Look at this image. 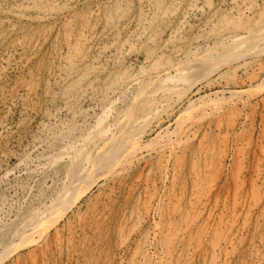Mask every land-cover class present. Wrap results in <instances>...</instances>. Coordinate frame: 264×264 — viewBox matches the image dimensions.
I'll use <instances>...</instances> for the list:
<instances>
[{
	"label": "rangeland",
	"instance_id": "rangeland-1",
	"mask_svg": "<svg viewBox=\"0 0 264 264\" xmlns=\"http://www.w3.org/2000/svg\"><path fill=\"white\" fill-rule=\"evenodd\" d=\"M193 1L0 0V202L5 204L6 208L4 218L0 219V246L12 239H20L33 233L35 228L33 220L41 216L40 210L34 211V207L57 189L68 165L67 155H63L60 148L68 142L78 147L82 134L86 132L90 124L92 125V122L95 125L105 109L108 110H105L108 116L105 114L104 119L105 117L106 119L103 125L110 130H106L105 135H108L112 128H115V117L121 118L125 115L124 113L131 112L134 106H138V109L132 113L134 115L131 130L119 135V140H127L134 136L130 134H136L138 139L142 136L141 140L147 146L151 144L150 147L143 148L141 159L128 158L124 168L113 169L114 176L99 178L96 184L77 200L76 204L73 203L75 198L69 197V206L65 207L67 200L61 204L65 212L59 214L60 218L56 217V223L47 232V236L45 235L37 243L25 241L10 254L11 256H7L8 258L6 257L2 264H148V262L156 264L153 259L154 252L162 249L154 238L153 229L156 224L158 228L160 227L156 228L157 230L160 231L162 228L165 234L169 232L173 234L183 229L186 217L192 215H196L193 226L184 228L183 232L181 230L182 236L172 235L171 244L176 249V252L172 250L173 264H210V262L211 264H264V68L258 69L260 64L264 66V44L262 43L260 48L255 46L246 50L241 54L242 58H236L232 63H226L221 66L222 68L219 67V70H215L214 77L220 78L218 84L214 83L213 86L209 82L201 84L195 88L196 93L190 92L176 102L177 92L182 87L183 80L198 81L202 75L212 70L210 68L213 65L212 62L210 64L209 58L207 63L197 62L192 66L193 68H187L188 71L181 75L173 72L174 77L169 79L171 81H156L149 88L147 99L134 100L132 109L129 107V110L125 109L124 113L118 116L120 112L117 111L124 109L135 93L136 89L130 84V78L134 74L137 75L149 68L148 71L157 69V72H162L164 68L184 58V55L188 57L196 53L203 54L204 50L206 52L208 46L220 37L235 36L252 28L264 26V0ZM162 11L164 14L167 11L166 15ZM221 21L225 22V25ZM173 30L176 31H174L175 34ZM137 35L140 38H137ZM201 37L205 38L201 39ZM134 43L135 45H131ZM192 50L196 52L192 54ZM243 59L248 62L246 66L243 65ZM155 60L159 62L155 63ZM155 65L160 67L155 68ZM256 74L258 77L255 76ZM253 77L255 79L251 80ZM69 86H71L70 89H68ZM92 92L94 96L91 95ZM111 92L114 99L108 105L107 100ZM211 93L212 98H210ZM115 100L122 101V104ZM206 100L211 103L210 106ZM173 102L174 108L169 109L168 106L163 108L164 105ZM202 103L208 106L205 107L207 111L196 109ZM217 105L218 109H216ZM230 106H232L231 109ZM111 107H116L115 111ZM185 108L187 110H184ZM158 109L159 114L156 113ZM194 109L197 111L194 112ZM200 115H202L201 118ZM150 118V122L146 123V120ZM185 122L188 125H184ZM189 127L194 128L195 133H192L189 138H183L184 130ZM177 136L181 139L175 145L173 166L170 168L168 177H162L159 172L161 166V164L159 166V160L162 163V157L168 154L169 146L164 141L167 137L176 140ZM200 139H202L200 141L202 147L199 145ZM149 140H151L150 143ZM101 141L102 136L98 137V143ZM116 147L117 145L114 147L111 143L90 160L94 163L107 157ZM155 150L158 155L154 153ZM35 158H39L41 164ZM166 160H164V166L168 164ZM87 161L81 163L79 168H85L84 171L91 168L93 163L89 165L90 162ZM219 166H221L220 169ZM49 167L50 169H47ZM25 168H28V171ZM193 168H196V173ZM171 172L175 173L174 176ZM202 178L203 181H201ZM212 180L214 183L211 182ZM9 183L17 184V188L8 190ZM196 185L200 192L196 191ZM236 187L238 190L235 193ZM250 190L258 193L257 198L260 199L258 200L255 193L252 194ZM248 198H251L250 201ZM234 199L236 201L233 207ZM201 200H204V206H200ZM210 204L215 208L214 210ZM51 208L52 206L49 209ZM199 211V214H195ZM209 211L214 218L209 217ZM25 214L26 217H23ZM219 214L223 220L222 224H219L220 221L217 220ZM234 216L237 217L234 218ZM24 218L27 222L23 220ZM158 220L160 222H157ZM205 220L208 221L205 222ZM207 222L209 227L211 226L209 234L217 230L216 238L226 236L230 241H234L228 249L226 248L228 244L226 245L223 241L220 251L218 250L219 254L218 251L216 252L218 256L211 255L214 253L205 242L198 250L200 253L197 251L189 254V243L196 242ZM219 225L222 226L221 229ZM236 239L239 240L236 242ZM149 245L151 246L148 247ZM204 254L207 256L205 257Z\"/></svg>",
	"mask_w": 264,
	"mask_h": 264
},
{
	"label": "bare ground",
	"instance_id": "bare-ground-1",
	"mask_svg": "<svg viewBox=\"0 0 264 264\" xmlns=\"http://www.w3.org/2000/svg\"><path fill=\"white\" fill-rule=\"evenodd\" d=\"M178 1V0H177ZM195 1V0H194ZM193 1V2H194ZM239 1V0H238ZM192 2V3H193ZM237 2V1H236ZM247 2V1H246ZM245 2V3H246ZM196 3V2H195ZM208 3V2H207ZM251 5V4H250ZM257 5V4H256ZM249 6V5H248ZM189 7V6H188ZM193 7H195V5L193 6ZM258 8V7H257ZM184 9V8H183ZM191 9H193L192 7H191ZM164 10H165V7H164ZM163 10V11H164ZM189 10V9H188ZM162 11V12H163ZM184 11V10H183ZM160 12V11H159ZM166 12L167 11H165V14H164V12H163V14L164 15H166ZM202 13V12H201ZM158 14V13H157ZM163 14L162 15H160V17L162 18V16H163ZM170 14V13H169ZM188 15V14H187ZM242 15V14H241ZM185 16H186V13H185ZM160 18V19H161ZM182 18V17H181ZM226 18V17H225ZM145 19V18H144ZM147 19V18H146ZM145 19V20H146ZM187 19V18H186ZM224 19V18H223ZM230 19V18H229ZM228 19V20H229ZM178 20V19H177ZM183 19H181V21H182ZM140 21V20H139ZM227 21V20H226ZM230 21H231V19H230ZM144 22V21H143ZM180 22V21H179ZM140 23V22H139ZM151 23V22H150ZM176 23V22H175ZM221 23H223L222 21H221ZM225 23V22H224ZM223 23V24H224ZM230 23V22H229ZM142 24H144V23H142ZM208 24V23H207ZM222 24V25H223ZM228 24V23H227ZM226 24V25H227ZM115 25V24H114ZM145 25V24H144ZM176 25V24H175ZM184 25V24H183ZM225 25V24H224ZM142 26V25H141ZM88 27V26H87ZM185 27V26H184ZM224 27V26H223ZM142 28H144V26L142 27ZM178 28V27H177ZM222 28V27H221ZM82 29V28H81ZM80 29V30H81ZM174 29V28H173ZM206 29V28H205ZM225 29H227V27L225 26ZM85 30V29H84ZM138 30V29H137ZM148 30V29H147ZM178 30H180V28H178ZM177 30V31H178ZM208 30V29H207ZM233 30V29H232ZM140 31V30H139ZM138 31V32H139ZM143 31V30H142ZM174 31L175 30H173V34H175L174 33ZM217 31V30H216ZM219 31H221V30H219ZM218 31V32H219ZM240 31V30H239ZM93 32V31H92ZM146 32V31H145ZM176 32V31H175ZM199 32H202V31H200L199 30ZM205 32V31H204ZM203 32V33H204ZM207 32V31H206ZM230 32H231V30H230ZM234 32V31H233ZM78 33V32H77ZM142 34H143V32H141ZM232 33V32H231ZM200 34V33H199ZM227 34H229V33H227ZM139 35V34H138ZM137 35V38L139 37ZM149 35V34H148ZM147 35V36H148ZM172 35V34H171ZM215 35V34H214ZM217 35V34H216ZM215 35V36H216ZM232 35V34H231ZM142 36V35H141ZM173 36H175V35H173ZM215 36H212L213 38L215 37ZM225 36V35H224ZM229 36V35H228ZM135 37H136V35H135ZM140 38V37H139ZM175 38V37H174ZM200 38V37H199ZM202 38H205V37H201V39ZM90 39V38H89ZM152 39V38H151ZM69 40V39H68ZM148 40V39H147ZM197 40V39H196ZM211 40H213V39H211ZM126 41V40H125ZM135 41V40H134ZM71 43H73V42H71ZM264 44V26H262V27H260V28H252V29H250V30H248L247 32H245V33H242V34H238V35H235V36H229V37H220V38H218L216 41H214V43L212 44V45H209L208 46V48H207V50H206V52H205V50H204V53L202 54V56H200L199 55V53H196V54H194L195 52L193 51V53L192 54H194V55H190V56H188V57H185V55H184V58L182 57L181 59H179L177 62H175V63H173V64H171V65H169L168 67H166V68H164V70L162 71V72H157V69H155V70H153V71H148L149 69H145V71L144 72H140V73H138L137 75H135L134 74V76H132V78H130L131 80H130V84H132L133 85V87L136 89L135 90V93H134V95H132V99H131V101H129V104L128 105H126V107L123 109V108H121V105L119 106L122 110L120 111V109H119V111H117L119 114H118V116L119 115H121V114H123L124 113V111H125V109H127V110H129V107L131 108V106L134 104L133 103V101L134 100H137V99H139V100H141L142 98H146L147 99V96H149V88H151L153 85H154V83L156 82V81H161V80H168V81H171V80H169V79H171L172 77H174V75H172V73L174 72L175 74L177 73V74H180L181 75V73L183 74V73H185V71H188V70H186L187 68H191L193 65H195V63H197V62H202L203 61V63H204V61L207 63V60H209V58H210V64H211V62H212V67L210 68V72H208V73H205V75L203 76L202 75V77H200L199 78V80L198 81H195V82H187V81H185V80H183L182 81V87L180 88V90L177 92L178 94V99L176 100V102L177 101H180L181 100V98L183 97V96H186V94H188V93H190V92H193V93H196V92H194V90H195V88L196 87H198L199 85H201V84H204V83H207V82H209V84L210 85H212L213 86V84L214 83H217V82H219L220 83V78L218 77V76H216L217 78H215L214 76L215 75H213L214 73V71L215 70H219V67H221L222 65H225L226 63H232L236 58H238L239 59V57H241L242 55V53L243 52H245L246 50H249V49H252V48H254L255 46L256 47H258V48H260L261 47V45H263ZM209 44V43H208ZM131 45H135V43L134 44H131ZM22 46V45H21ZM70 46V45H69ZM72 46V45H71ZM204 46V45H203ZM133 47V46H132ZM263 47V46H262ZM131 49H133V48H131ZM192 49V48H191ZM120 50V49H119ZM159 50V49H158ZM195 50V49H194ZM71 51V50H70ZM73 51V50H72ZM190 51V50H189ZM188 51V52H189ZM198 51V50H197ZM117 52V51H116ZM115 52V53H116ZM255 52V51H254ZM114 53V54H115ZM179 53V52H178ZM251 53V52H250ZM117 54V53H116ZM118 54H119V52H118ZM189 54H191V52L189 53ZM252 54V53H251ZM250 54V55H251ZM254 54V53H253ZM257 55V54H256ZM59 56H61V55H59ZM64 56H66V54L64 55ZM64 56H62V57H64ZM61 57V58H62ZM254 57H256L255 56V54H254ZM253 56H252V58H253V60L255 59ZM257 57H258V55H257ZM65 58V57H64ZM89 58V57H88ZM242 58V57H241ZM252 58H251V61H253L252 60ZM69 59V58H68ZM83 59V58H82ZM177 59V58H176ZM237 59V60H238ZM250 58H248V60H249ZM260 59V58H259ZM262 59V58H261ZM64 60H66V59H64ZM64 60H63V62H64ZM72 61V60H71ZM78 61V60H77ZM243 61H244V59H243ZM250 61V62H251ZM255 61V60H254ZM259 61V60H258ZM67 62V61H66ZM156 62H159L158 60H155V63ZM219 62V63H218ZM239 62V61H238ZM256 62V61H255ZM254 62V63H255ZM248 62L247 61H244L243 62V65H245L246 66V64H247ZM260 63H263V62H260ZM88 64V63H87ZM87 64H86V66H87ZM252 65H254L253 63H251ZM259 64V63H258ZM257 64V65H258ZM201 65H205V64H201ZM207 65V64H206ZM232 65V64H231ZM262 65V66H261ZM60 66V65H59ZM84 66V65H83ZM85 66V67H86ZM156 66H159L160 67V65H155L154 67L156 68ZM162 66V65H161ZM229 66V65H228ZM233 66V65H232ZM240 66V65H239ZM255 66V65H254ZM260 66V67H259ZM258 67V69H260L261 70V68H264V66H263V64H260ZM82 67V66H81ZM153 67V68H154ZM235 67V66H234ZM234 67H232V68H234ZM253 67V66H252ZM60 68H62L61 66H60ZM59 68V69H60ZM104 68V67H103ZM142 68V67H141ZM144 68V67H143ZM146 68V67H145ZM193 68V67H192ZM203 68V67H202ZM209 68V67H208ZM207 68V69H208ZM222 68V67H221ZM232 68H231V70H232ZM248 68V67H247ZM254 69V68H253ZM62 70V69H61ZM79 70V69H78ZM141 70V69H140ZM205 70H206V68H205ZM229 70V69H228ZM255 70V69H254ZM87 71V70H86ZM143 71V70H142ZM154 71H156V72H154ZM222 71V70H221ZM220 71V72H221ZM235 71H236V68H235ZM234 71V72H235ZM263 71V70H262ZM70 72V71H69ZM85 72V71H84ZM97 72V71H96ZM217 72V71H216ZM249 72V71H248ZM59 73V72H58ZM88 73V72H87ZM98 73V72H97ZM100 73H101V71H100ZM103 73V72H102ZM120 73H122V72H120ZM203 73V74H204ZM235 73H237V72H235ZM243 73H245V72H243ZM68 74V73H67ZM220 74V73H219ZM238 74V73H237ZM71 75H72V73H71ZM90 75V74H89ZM88 75V76H89ZM253 75V74H252ZM75 76V75H74ZM92 76H93V74H92ZM256 77H258L257 76V74L255 75ZM254 76V77H255ZM68 77V76H67ZM72 77V76H71ZM85 77H87L86 75H85ZM121 77V76H120ZM179 78H181L182 76H178ZM251 78V80L252 79H255V78ZM88 78V77H87ZM97 78H98V76H97ZM215 78V79H214ZM225 78V77H224ZM233 78H234V76H233ZM246 78H248V80H249V77L247 76ZM72 79H74V78H72ZM257 79V78H256ZM93 80V79H92ZM76 81V80H75ZM79 81H80V79H79ZM242 81V80H241ZM71 82H74V81H71ZM78 82V81H77ZM82 82V81H81ZM92 82V81H91ZM127 82V81H126ZM227 82H228V80H227ZM226 82V83H227ZM256 82V81H255ZM128 83V82H127ZM74 84V83H73ZM81 84V83H80ZM92 85L94 84V83H91ZM208 84V85H209ZM218 84V83H217ZM222 84V83H221ZM78 85V84H77ZM76 85V86H77ZM220 85V84H219ZM225 85V84H224ZM79 86V85H78ZM87 86V85H86ZM91 86V85H90ZM125 86V85H124ZM131 86V85H130ZM207 86V85H206ZM70 87L71 86H69V88L68 89H70ZM95 87V86H94ZM123 87V86H122ZM128 88H129V86H127ZM203 87V86H202ZM250 87V86H249ZM95 88H97V87H95ZM120 88V87H119ZM125 88V87H124ZM200 88H201V86H200ZM210 88H212V87H210ZM81 89V88H80ZM92 89H93V87H92ZM92 89H90V90H92ZM98 89V88H97ZM219 89V88H218ZM245 89V88H244ZM72 90V89H71ZM87 90V89H86ZM118 90V89H117ZM129 90H130V88H129ZM225 90H227V89H225ZM248 90V89H247ZM72 91H74V90H72ZM81 91V90H80ZM94 91V90H93ZM100 91V90H99ZM114 91H116V89L114 90ZM119 91H121L120 89H119ZM118 91V92H119ZM133 91V90H132ZM132 91H131V93H132ZM198 91V90H197ZM213 91H215V90H213ZM222 91V90H221ZM229 91V90H228ZM264 91V90H263ZM78 92V91H77ZM84 92V91H83ZM85 92H87V91H85ZM127 92V91H126ZM130 92V91H129ZM134 92V91H133ZM223 92H224V90H223ZM243 92V91H242ZM91 93V92H90ZM93 93L94 92H92V94L91 95H93ZM108 93V92H107ZM115 93V92H114ZM120 93V92H119ZM122 93V92H121ZM124 93H125V91H124ZM215 93H217V92H215ZM214 93V94H215ZM231 93V92H230ZM237 93V92H236ZM86 94V93H85ZM110 95H109V99L107 100L108 102H107V104L109 103V102H112L113 101V96L114 95H112L113 93L111 92V93H109ZM212 94V93H211ZM210 94V98H212V96H213V94L211 95ZM218 94V93H217ZM220 94V93H219ZM225 94V93H224ZM239 94H240V92H239ZM238 94V95H239ZM67 95H68V93H67ZM96 95V94H95ZM119 95H121V94H119ZM123 95V94H122ZM126 95V94H125ZM192 95V94H191ZM70 96V95H69ZM75 96V95H74ZM94 96V95H93ZM97 96V95H96ZM103 96V95H102ZM130 96H131V94H130ZM189 96V95H188ZM228 96V95H227ZM235 96V95H234ZM73 97V96H72ZM105 97V96H104ZM104 97H102V98H104ZM119 97V96H118ZM215 97V96H214ZM221 97V96H220ZM67 98H68V96H67ZM66 98V99H67ZM71 98V97H70ZM106 98V97H105ZM205 98V97H204ZM219 98V97H218ZM232 98V97H231ZM241 98V97H240ZM72 99V98H71ZM74 99V98H73ZM76 99V98H75ZM119 99V98H118ZM122 99V98H121ZM183 99V98H182ZM202 99V98H201ZM79 100V99H78ZM77 100V101H78ZM99 100V99H98ZM123 100V99H122ZM189 100V99H188ZM200 100V99H199ZM198 100V101H199ZM210 100V99H209ZM224 100V99H223ZM239 100V99H238ZM67 101H69V100H67ZM116 101V100H115ZM120 101V100H119ZM119 101H116V102H119ZM213 101V100H212ZM214 101H217V100H214ZM228 102H229V100H227ZM236 101V100H235ZM76 102V101H75ZM99 102V101H98ZM101 102V101H100ZM122 101H120V104H122L121 103ZM189 102V101H188ZM193 102H195L194 100H193ZM206 102H207V100H206ZM221 102V101H220ZM231 102V101H230ZM238 102V101H237ZM246 102V101H245ZM197 103V102H196ZM207 103H209V102H207ZM227 103V102H226ZM234 103V102H233ZM76 104V103H75ZM100 104V103H99ZM177 104V103H176ZM181 104V103H180ZM189 104V103H188ZM187 104V105H188ZM192 105L194 104V103H191ZM220 104V103H219ZM230 104V103H229ZM98 105V104H97ZM106 105V104H105ZM104 105V106H105ZM109 105V104H108ZM111 105V104H110ZM116 105V104H115ZM175 105V103L173 102L172 104H168V105H164L163 106V108H165V107H167V108H172L173 106ZM191 105V106H192ZM209 106L211 105V103H209L208 104ZM222 105V104H221ZM231 105V104H230ZM112 106H113V103H112ZM125 106V105H124ZM124 106H122V107H124ZM134 106V105H133ZM207 105H206V103H202L201 104V106L200 107H198V108H196V107H194V108H196L197 110H206L207 111V107H206ZM220 106V105H219ZM224 106H225V104H224ZM80 107V106H79ZM105 107H107V106H105ZM206 107V108H205ZM217 108L216 109H218V105L216 106ZM226 107V106H225ZM231 107L232 106H230V109H231ZM91 108V107H90ZM112 108V107H111ZM116 107H114V108H112V110L113 111H115L114 109H115ZM117 108H118V105H117ZM174 108V107H173ZM177 108V107H176ZM184 108V107H183ZM190 108H192V107H190ZM212 108V107H211ZM220 108V107H219ZM69 109V108H68ZM73 109V108H72ZM105 109V108H104ZM104 109H101V110H104ZM108 109H110V108H108ZM132 109V108H131ZM135 109H138V106H134L133 107V109L132 110H130L131 112H127V113H124L125 115L123 116V117H121V118H119V117H115L114 118V126H115V128L113 129L112 128V131L111 132H107L108 133V135H105V133H106V130L107 131H110V130H108V129H106L107 128V126L106 125H103V123H104V121H105V119H106V117H105V119H104V116H105V114H107V112L105 111V110H107V109H105L104 111H103V120H102V115L100 114V116L98 117V119H97V121L95 122V125H93V122H92V125L90 124H88L89 125V128H87L86 129V132L85 133H83L82 134V136H81V138H82V140H81V142H80V144L78 145V147H76V145L75 144H71L70 142H68V144H65V145H61L62 146V148H60L61 150V152H62V154L64 155H67V158H68V165L66 166V168H65V170H64V173H63V177L61 178V181H60V185H58V187H57V189L52 193V194H50V195H48L47 196V198H45L44 200H42V201H39V205L38 206H36V207H34V209L33 208H31V209H33L34 211H38V210H40V213H41V216L40 217H38L39 219H37V220H33V222H35V228L33 229V233H31L29 236H27V235H25V236H23L22 238H20V239H12L11 241H9V242H7V243H5V244H3V245H1L0 246V264H2V262L5 260V258L8 256L9 257V255L11 254V253H13V251H15V250H17L18 248H19V246H21L25 241H28V242H35V243H37V242H39V241H41L42 240V238H44L45 237V235L47 234V232L50 230V229H52L53 227H54V223H56V217H58V218H60V216H59V214L62 212V214H63V212H65L64 210L65 209H63V208H61V204H63V203H65V201L67 200V202H66V208L69 206V201H68V198L70 197H72L71 199H73V198H75V200H74V204H76L78 201V199L81 197V196H83V195H85V193L86 192H88V190L90 189V188H92L95 184H96V182L99 180V178H105V177H111V176H114L115 175V172H114V168L115 167H119V168H124L125 167V165H127V159L128 158H133V160L134 159H139L140 158V155H141V152H143L142 150H143V148L145 147V146H147L146 145V143H144L142 140H141V138H142V136L138 139V137L136 138V134H130V135H134L132 138H129V139H127V140H125V139H121V140H119V135H121L122 133H124L125 131H127V130H131V128H132V123H133V115L134 114H132L134 111H135ZM162 109V108H161ZM210 109V108H209ZM224 109V108H223ZM239 109V108H238ZM117 110V109H116ZM175 110V109H174ZM184 110H187L186 108L184 109ZM191 110H193V108L191 109ZM197 110H195L194 109V112L195 111H197ZM225 110H226V108H225ZM70 111V110H69ZM83 111V110H82ZM108 111V110H107ZM166 111V110H165ZM176 111V110H175ZM199 111V112H200ZM213 111V110H212ZM215 111V110H214ZM220 111V110H219ZM80 112H81V110H80ZM79 112V113H80ZM102 112V111H101ZM183 112V111H182ZM187 112H189V111H187ZM229 112V111H228ZM227 112V113H228ZM157 114H159V109H158V111L156 112ZM164 113V112H163ZM166 113V112H165ZM174 113V112H173ZM197 113V112H196ZM202 113V112H201ZM200 113V114H201ZM206 113V112H205ZM233 113V112H232ZM80 114H82V112L80 113ZM116 114V113H115ZM138 114V113H137ZM182 114V113H181ZM180 114V115H181ZM187 114V113H186ZM192 114V113H191ZM204 114V113H203ZM207 114V113H206ZM226 114V113H225ZM229 114V113H228ZM77 115V114H76ZM111 115V114H110ZM109 115V116H110ZM114 115V114H113ZM113 115H112V117H113ZM117 115V114H116ZM168 115V114H167ZM211 115V114H210ZM216 115V114H215ZM218 115V114H217ZM85 116V115H84ZM107 116H108V114H107ZM161 116H162V113H161ZM198 116H199V113H198ZM201 116L202 115H200V118H201ZM205 116V115H204ZM214 116V115H213ZM228 116V115H227ZM236 116H237V114H236ZM87 117V116H86ZM168 117V116H167ZM178 117H180V116H178ZM183 117H185V116H183ZM189 117V116H188ZM220 117V116H219ZM222 117V116H221ZM223 117H225V116H223ZM160 118V117H159ZM196 117H194V119H195ZM199 118V117H198ZM228 118H229V116H228ZM228 118H227V120H228ZM76 119V118H75ZM110 119V118H109ZM108 119V120H109ZM121 119V120H120ZM177 119V118H176ZM219 118H217V120H218ZM93 120V119H92ZM95 120V119H94ZM150 120H151V118L149 119V120H146V123L149 121L150 122ZM183 120V119H182ZM189 120H191V119H189ZM188 120V121H189ZM197 119H195V121H196ZM229 120H230V118H229ZM235 120V119H234ZM79 121V120H78ZM110 121H111V119H110ZM219 121H220V119H219ZM236 121V120H235ZM235 121H233L234 123H235ZM88 122V121H87ZM86 122V123H87ZM156 122H157V120H156ZM197 122V121H196ZM218 122V121H217ZM227 122H229V121H227ZM226 122V123H227ZM83 123V122H82ZM108 123V122H107ZM160 123V122H159ZM158 123V124H159ZM194 123V122H193ZM211 123V122H210ZM188 125L186 122L184 123V125ZM220 124V122L218 123V125ZM228 124V123H227ZM232 124V123H231ZM62 125V124H61ZM63 125H65V124H63ZM100 125V126H99ZM159 125H161V124H159ZM233 125V124H232ZM232 125H230V126H232ZM147 126H149V125H147ZM152 126V125H151ZM155 126V125H154ZM197 126V125H196ZM227 125H225V127H226ZM63 127V126H62ZM79 127H82V126H80L79 125ZM85 127H86V125H85ZM220 127V126H219ZM99 128V129H98ZM111 128V127H110ZM151 128H154V127H151ZM181 128V127H180ZM179 128V129H180ZM218 128V127H217ZM221 128V127H220ZM228 128V127H227ZM178 129V130H179ZM182 129H183V127H182ZM194 128H192V127H189V128H187V129H185L184 130V137L183 138H189V136H191L192 135V133H195L194 132V130H193ZM219 129V128H218ZM150 130V129H149ZM151 131H153V130H151ZM160 131V130H159ZM163 131V130H162ZM177 131V130H176ZM220 131V130H219ZM158 132V131H157ZM159 133V132H158ZM205 133V132H204ZM204 133H203V135H204ZM50 134V133H49ZM158 135V134H157ZM174 135H176V134H174ZM181 135V134H180ZM57 136V135H56ZM100 136H102V141L101 142H99L98 143V137H100ZM55 137V136H54ZM174 137V136H173ZM53 138V137H52ZM176 138V137H175ZM202 138V137H201ZM225 138V137H224ZM50 139V138H49ZM55 139V138H54ZM180 137H178L177 136V138H176V140L175 139H172V138H170V139H168V137H167V140L165 139V141H164V138H163V141L165 142V143H167V144H169V146H168V154L166 155V156H163L162 157V163H161V160H159V166H160V164H161V166H160V171L159 172H161V175H162V177L163 176H165V177H168V174L170 173V168L173 166L172 165V161H173V154L175 153V151H176V144H178V141H180ZM223 139V138H222ZM51 140H53V139H51ZM61 140V139H60ZM65 140V139H64ZM63 140V141H64ZM79 140H80V138H79ZM145 140V139H144ZM219 140V139H218ZM227 140V139H226ZM248 140V139H247ZM46 141V140H45ZM45 141H44V143H45ZM150 141L151 140H149V143H150ZM154 142H155V140H153ZM152 141V142H153ZM200 141H202V139H200L199 140V145H200ZM228 141V140H227ZM76 142V141H75ZM97 142V143H96ZM151 142V143H152ZM40 143H41V141H40ZM113 144V146L115 147L116 145H117V147L116 148H114L113 149V151L111 152V153H109L108 154V156L107 157H104V158H102V159H99V160H97V161H94V163H93V161L92 160H90L92 157H96V155L99 153V152H101V151H103V150H105L110 144ZM148 143V142H147ZM202 143V142H201ZM39 144V143H38ZM53 144V143H52ZM51 144V145H52ZM153 144V143H152ZM206 144V143H205ZM213 144H214V142H213ZM48 145V144H47ZM51 145H50V147H51ZM151 145V144H150ZM150 145L149 146H147V147H150ZM260 145V144H259ZM154 146H156V145H154ZM201 146V145H200ZM203 146V145H202ZM201 146V147H202ZM224 146V145H223ZM237 146V145H236ZM58 147V146H57ZM250 147V146H249ZM207 148V147H206ZM220 148V147H219ZM41 149V148H40ZM81 149H83V151H81ZM146 149V148H145ZM156 149V148H155ZM181 149V148H180ZM202 149V148H201ZM228 149V148H227ZM261 149V148H260ZM199 150V149H198ZM210 150V149H209ZM147 151H148V149H147ZM218 151V150H217ZM223 151V150H222ZM55 152V151H54ZM189 152V151H188ZM204 152H205V150H204ZM51 153V152H50ZM49 153V154H50ZM57 153H59V152H57ZM151 153V152H150ZM154 153H156V150L154 151ZM187 153V152H186ZM200 153V152H199ZM207 153V152H206ZM262 153V152H261ZM38 154V153H37ZM42 154H43V151H42ZM47 154V153H46ZM54 154V153H53ZM149 154V153H148ZM147 154V155H148ZM222 154H224V152H222ZM45 155V154H44ZM144 155V154H143ZM143 155H142V157H143ZM156 155H158V153H156ZM222 155H220V157H221ZM48 157H50V156H48ZM47 157V158H48ZM59 157V156H58ZM66 157V156H65ZM200 157V160H201V156H199ZM224 157V156H223ZM55 158H56V156H55ZM144 158V157H143ZM184 158V157H183ZM222 158V157H221ZM263 158V157H262ZM36 159V158H35ZM38 159V162H39V158H37ZM36 159V160H37ZM44 159V158H43ZM50 159V158H49ZM141 159V158H140ZM165 159H167L166 160V162L168 163L166 166H164V160ZM198 159V158H197ZM207 159V158H206ZM224 159V158H223ZM64 160V159H63ZM66 160V159H65ZM87 160H89V161H87ZM179 160V159H178ZM221 160V159H220ZM90 162L89 163V165H91L92 163V166H91V168H89V169H87V170H85L84 171V169L85 168H79V166H80V164L81 163H85V162ZM176 161V160H175ZM198 161V160H197ZM205 161V160H204ZM203 161V162H204ZM218 161H219V159H218ZM223 161V160H222ZM37 162V161H36ZM54 162V161H53ZM174 162V161H173ZM221 162V161H220ZM219 162V163H220ZM34 163V162H33ZM40 163V162H39ZM44 163V162H43ZM66 163V162H65ZM193 163V162H192ZM198 163H200V162H198ZM204 163H206V162H204ZM240 163V162H239ZM26 164V163H25ZM41 164V163H40ZM57 164H59V163H57ZM174 164V163H173ZM222 164V163H221ZM45 165H46V162H45ZM49 165H50V163H49ZM28 166V165H27ZM48 166V165H47ZM53 166V165H52ZM184 166V165H183ZM191 166H194V165H191ZM204 166V165H203ZM206 166V165H205ZM209 166V165H208ZM240 166V165H239ZM257 166V165H256ZM36 167V166H35ZM39 167V166H38ZM43 167H44V164H43ZM42 167V168H43ZM181 167V166H180ZM220 167L221 166H219V169H220ZM40 168V167H39ZM192 168V167H191ZM204 168V167H203ZM214 168V167H213ZM259 168V167H258ZM16 169V168H15ZM25 169H27V171H28V168H25ZM44 169V168H43ZM47 169H50V167L49 168H47ZM51 169H53V168H51ZM177 169H178V167H177ZM199 169V168H198ZM205 169H207V168H205ZM215 169V168H214ZM218 169V168H217ZM35 170V169H34ZM41 170V169H40ZM45 170V169H44ZM54 170V169H53ZM120 170V169H119ZM195 170V171H194ZM222 170V169H221ZM33 171V170H32ZM39 171V170H38ZM193 171H194V173H196V168L194 169L193 168ZM205 171V170H204ZM204 171L202 172V173H204ZM29 172H30V169H29ZM35 172V171H34ZM41 172V171H40ZM45 172V171H44ZM51 172V171H50ZM158 172V173H159ZM52 173H53V171H52ZM56 173H57V169H56ZM172 173V172H171ZM184 173V172H183ZM190 173V172H189ZM54 174V173H53ZM175 174V173H174ZM174 174L172 173V175L174 176ZM208 173H206V175H207ZM209 174H210V172H209ZM214 174H216V173H214ZM237 174V173H236ZM256 174V173H255ZM260 174V173H259ZM49 175V174H48ZM50 175H52V174H50ZM176 175H178V174H176ZM28 176H29V174H28ZM36 176V175H35ZM41 176H42V174H41ZM57 176H59V175H57ZM187 176V175H186ZM188 176H190V175H188ZM38 177V176H37ZM40 177V176H39ZM235 177V176H234ZM31 178V177H30ZM43 177H41V179H42ZM46 178V177H45ZM171 178V177H170ZM200 178V177H199ZM34 179V178H33ZM54 179V178H53ZM164 179H166V178H164ZM192 179H193V177H192ZM205 179H207V178H205ZM215 179L217 180V178H216V176H215ZM1 180V179H0ZM173 180V179H172ZM214 180V179H213ZM211 181V182H213L214 183V181H216V180H214V181ZM238 180V179H237ZM34 181V180H33ZM38 181V180H37ZM59 181V180H58ZM193 181V180H192ZM201 181H203V178L201 179ZM149 182V181H148ZM53 183H54V181H53ZM158 183V182H157ZM183 183H185V182H183ZM195 183H197V182H195ZM199 183V182H198ZM207 183V182H206ZM236 183H237V181H236ZM31 184V183H30ZM38 184V183H37ZM52 184V183H51ZM56 184H58V183H56ZM155 184V183H154ZM209 184V183H208ZM212 184V183H211ZM239 184V183H238ZM17 184H13V183H9L8 184V190H10L11 188H14V189H16L17 188V186H16ZM48 185H50V184H48ZM255 185V184H254ZM46 186H47V184H46ZM151 186H153V185H151ZM197 186V185H196ZM253 186V184L251 185V187ZM48 187V186H47ZM210 187V186H209ZM238 187V186H237ZM237 187H236V189H235V193L237 192ZM255 187V186H254ZM258 187V186H257ZM256 187V188H257ZM21 188V187H20ZM194 188V187H193ZM196 188V187H195ZM159 189V188H158ZM180 189V188H179ZM201 189H202V186H201ZM209 189V188H208ZM210 189H212V187H210ZM32 190V189H31ZM30 190V191H31ZM49 190V189H48ZM191 190H192V188H191ZM18 191V190H17ZM51 191V190H50ZM183 191V190H182ZM194 191V190H193ZM196 191L197 192H200V190H199V188H198V186H197V188H196ZM195 191V192H196ZM210 191V190H209ZM222 191V190H221ZM240 191V190H239ZM251 191V190H250ZM264 191V190H263ZM52 192V191H51ZM171 192V191H170ZM185 192H186V190H185ZM192 192V191H191ZM208 192V191H207ZM212 192V191H211ZM36 193V192H35ZM38 193V192H37ZM36 193V194H37ZM50 193V192H49ZM147 193V192H146ZM179 193V192H178ZM177 193V194H178ZM205 193V192H204ZM234 193V194H235ZM251 193L252 194H254L255 192H252L251 191ZM30 194V193H29ZM160 194V193H159ZM201 194V193H200ZM199 194V195H200ZM242 194V193H241ZM34 195V194H33ZM144 195H146L145 193H144ZM161 195V194H160ZM208 195V194H207ZM228 195V194H227ZM255 196H256V198H257V196L259 195L258 193H255L254 194ZM76 196H78V197H76ZM182 196V195H181ZM184 196V195H183ZM194 196H196V195H194ZM203 197H204V195H202ZM236 196H238L237 194H236ZM255 196H253V197H255ZM263 196V195H262ZM261 196V197H262ZM30 197H31V195H30ZM38 197V196H37ZM149 197V196H148ZM206 197V196H205ZM240 197V196H239ZM251 197V196H250ZM252 197V199H253V201L255 202V200H254V198ZM189 198H191L190 196H189ZM211 198V197H210ZM218 198V196L216 197V202H217V199ZM233 198V197H232ZM263 198V197H262ZM5 199V198H4ZM161 199V198H160ZM172 199V198H171ZM202 199V198H201ZM222 199V198H221ZM249 199V201H250V199L251 198H248ZM258 200L260 199V198H257ZM159 200V199H158ZM189 200V199H188ZM190 200H192V199H190ZM200 200V199H199ZM186 201V200H185ZM214 201H215V199H214ZM213 201V202H214ZM235 199L233 200V202H232V206L234 205V203H235ZM238 201V200H237ZM245 201V200H244ZM257 201V200H256ZM13 202V201H12ZM33 202V201H32ZM143 202V201H142ZM160 202H161V200H160ZM167 202H168V200H167ZM197 202V201H196ZM212 202V203H213ZM252 202V201H251ZM253 202V203H254ZM186 203V202H185ZM192 203H193V201H192ZM206 203V202H205ZM215 203V202H214ZM224 203V202H223ZM253 203H252V205H253ZM257 203V202H256ZM256 203H254V204H256ZM172 204V203H171ZM175 204V203H174ZM191 204V203H190ZM218 204V203H217ZM238 204V203H237ZM244 204H245V202H244ZM262 204V203H261ZM65 205V204H64ZM63 205V206H64ZM204 206V200H201L200 201V206ZM33 206H35V205H33ZM52 206V208L51 209H49L50 207ZM143 206H145L144 205V203H143ZM175 206V205H174ZM190 206V205H189ZM210 206L211 207H213L211 204H210ZM216 206V205H215ZM231 206V208H233ZM249 206V205H248ZM255 206V205H254ZM253 206V207H254ZM9 207V206H8ZM161 207V206H160ZM159 207V208H160ZM168 207V206H167ZM191 207V206H190ZM250 207H252L251 206V203H250ZM146 208V207H145ZM178 208H180V207H178ZM205 208V207H204ZM139 209V208H138ZM147 209V208H146ZM173 209V208H172ZM188 209H190V208H188ZM193 209V208H192ZM215 208L213 207V209L212 210H214ZM229 209H230V207H229ZM263 209V208H262ZM6 208H5V204H3V203H1L0 202V219L3 217L4 218V213H6ZM19 210V209H18ZM141 210V209H140ZM168 210V209H167ZM200 210V209H199ZM203 210V209H202ZM232 210V209H231ZM234 210V209H233ZM247 210H249V209H247ZM146 211V210H145ZM149 211V210H148ZM174 211V210H173ZM186 211V210H185ZM208 211V210H207ZM222 211V210H221ZM230 211V210H229ZM18 212V211H17ZM144 212V211H143ZM154 212V211H153ZM184 212V211H183ZM197 212V211H196ZM202 212V211H201ZM210 212V211H209ZM214 212V211H213ZM230 212H233V211H230ZM240 212V211H239ZM140 213V212H139ZM160 213V212H159ZM161 213H162V211H161ZM168 213V212H167ZM185 213V212H184ZM200 213V211L198 212V213H195V214H199ZM203 213V212H202ZM208 213V212H207ZM262 213V212H261ZM260 213V214H261ZM18 214V213H17ZM16 214V215H17ZM132 214H133V212H132ZM136 214V213H135ZM146 214V213H145ZM193 214V213H192ZM191 214V215H192ZM223 214V213H222ZM225 214V213H224ZM249 214V213H248ZM138 215V214H137ZM144 215V214H143ZM160 215V214H159ZM170 215V214H169ZM202 215V214H201ZM209 215V217L211 218V217H213L214 215L213 214H211V212L208 214ZM207 215V216H208ZM215 215H216V213H215ZM220 215V214H219ZM219 215L217 216L218 218H217V220L218 221H220V222H218L219 224H222L223 223V220H222V218H221V215H220V217H219ZM231 215V214H230ZM233 215H235V214H233ZM139 216V215H138ZM196 216V215H195ZM195 216H187L186 217V219H185V221H184V225H183V227L184 228H189L192 224H194V222H195ZM223 216V215H222ZM225 216V215H224ZM22 217V216H21ZM23 217H26V214H25V216H23ZM134 217V216H133ZM179 217H180V215H179ZM209 217H207L208 219H209ZM237 217V216H236ZM235 216H234V218H236ZM246 217V216H245ZM259 217V216H258ZM214 218V217H213ZM232 218V217H231ZM230 218V219H231ZM233 218V219H234ZM139 219V218H138ZM159 219V218H158ZM198 219H200V218H198ZM204 219V218H203ZM246 219H248V218H246ZM245 219V220H246ZM24 221H26L27 222V220H26V218H24L23 219ZM141 220V219H140ZM210 220V219H209ZM215 220V219H214ZM249 220V219H248ZM135 221H137V220H135ZM170 221V220H169ZM168 221V222H169ZM176 221V220H175ZM206 221H208V220H205V222ZM212 221V220H211ZM211 221H210V224H211ZM228 221V220H227ZM258 221V220H257ZM134 222V221H133ZM157 222H160L159 220L157 221ZM180 222V221H179ZM214 222V221H213ZM249 222V221H248ZM136 223H138V222H136ZM197 223V222H196ZM199 223V222H198ZM202 223V222H201ZM215 223V222H214ZM214 223H213V225H214ZM217 223V224H218ZM134 224V223H133ZM132 224V225H133ZM161 224V223H160ZM168 224V223H167ZM200 224V223H199ZM209 223L207 222V224L205 223L204 224V226H203V228H202V230L201 231H203V233L200 235V237H198L197 239H196V242L194 243V242H190L189 244V246H190V248L188 249V252H189V254H193V253H196L201 247H202V245L204 244V242L205 243H207V245L208 246H210V248L212 249V251H213V253L214 254H212L211 253V255H215V256H218V254H219V251H220V246H221V244H222V242L223 241H225V243H226V248L228 249V246L229 245H231V243L234 241H230V239L229 238H227L226 236L224 237V238H216L215 236H217V234H218V231L217 230H213V231H211L212 232V235H211V232H210V234H209V228L211 227H209V225H208ZM217 224H215V225H217ZM137 225V224H136ZM162 225V224H161ZM202 225H203V223H202ZM230 225H232V224H230ZM229 225V226H230ZM193 226V225H192ZM199 226V225H198ZM220 227V229L222 228V226L221 225H219ZM224 226V225H223ZM242 226V225H241ZM255 226V225H254ZM214 227V226H213ZM215 227H217V226H215ZM225 227V226H224ZM159 229L158 228V224H156V226H155V230L153 229V231H154V238L155 239H157V241H158V244H160V248H162L160 251H155L154 252V257H153V259H155V261H156V264H173L172 263V261H171V259H172V257H173V254H172V252L173 251H175L176 252V249H175V247H174V245L172 246V244H171V239L173 238L172 237V235L175 237L176 235L179 237V236H182L183 235V229H181V227H178V228H180L181 230H182V232H181V230H178V231H175L173 234L171 233V232H169V233H164V229H160V231L159 230H157V229ZM164 228V227H163ZM228 228V227H227ZM167 229V228H166ZM173 229V228H172ZM198 229V228H197ZM219 229V230H220ZM228 230H230V228H228ZM228 230H227V232H228ZM152 231V232H153ZM196 231V230H195ZM168 232V231H167ZM180 232V233H179ZM199 232V231H198ZM223 232V231H222ZM222 232H221V235H222ZM225 232V231H224ZM245 232V231H244ZM228 233H230V232H228ZM149 234V233H148ZM185 234V233H184ZM195 234V233H194ZM233 235H235L234 233H232ZM248 234V233H247ZM47 236V235H46ZM150 236V235H149ZM196 236V235H195ZM194 236V237H195ZM199 236V235H198ZM227 236H229V235H227ZM153 237V236H152ZM244 238V237H243ZM232 239V238H231ZM152 240V239H151ZM174 240V239H173ZM239 240V239H238ZM237 239H236V242L238 241ZM190 241H192V240H190ZM179 242V241H178ZM177 242V243H178ZM146 244H149V243H147L146 242ZM188 245V244H187ZM206 245V246H207ZM151 245H149L148 247H150ZM188 246V247H189ZM206 246H204V247H206ZM207 246V247H208ZM233 246V245H232ZM156 247V246H155ZM179 247V246H178ZM182 247V246H181ZM183 247H184V245H183ZM187 247V248H188ZM234 247V246H233ZM225 248V249H226ZM226 249V250H227ZM147 250V249H146ZM149 250V249H148ZM173 250V251H172ZM219 250V251H218ZM179 251H181V250H179ZM184 251V250H183ZM218 251V254L216 255V252ZM187 252V253H188ZM199 252V251H198ZM210 252V251H209ZM200 253V252H199ZM221 253V252H220ZM178 254H179V252H178ZM182 254V253H181ZM223 254H225V253H223ZM255 255V254H254ZM258 254L256 253V256H257ZM11 256V255H10ZM192 256V255H191ZM204 256H205V254H204ZM203 256V257H204ZM206 256H207V254H206ZM205 256V257H206ZM260 256V255H259ZM7 257V258H8ZM187 257V256H186ZM194 257V256H193ZM192 257V258H193ZM196 257V256H195ZM205 257H204V259H205ZM209 257H211V256H209ZM212 257H214V256H212ZM221 257V256H220ZM224 257H226V256H224ZM262 257V256H261ZM179 258V257H178ZM177 258V259H178ZM217 258V257H216ZM187 259H189V258H187ZM191 259V258H190ZM212 259V258H211ZM211 259L209 260V262L211 261ZM226 259V258H225ZM225 259H223V260H225ZM214 260V259H213ZM216 260V259H215ZM261 260V259H260ZM141 261V260H140ZM227 261V260H226ZM178 262V260L176 261V263ZM193 262V261H192ZM204 262V261H203ZM208 262V261H207ZM194 263V262H193ZM213 263V262H212ZM146 264V263H145ZM148 264H149V262H148ZM178 264V263H177ZM210 264H211V262H210ZM214 264V263H213Z\"/></svg>",
	"mask_w": 264,
	"mask_h": 264
}]
</instances>
